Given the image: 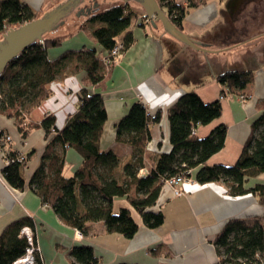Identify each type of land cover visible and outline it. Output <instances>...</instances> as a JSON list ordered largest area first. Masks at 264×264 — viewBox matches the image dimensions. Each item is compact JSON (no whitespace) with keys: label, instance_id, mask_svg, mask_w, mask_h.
I'll return each mask as SVG.
<instances>
[{"label":"trees","instance_id":"1","mask_svg":"<svg viewBox=\"0 0 264 264\" xmlns=\"http://www.w3.org/2000/svg\"><path fill=\"white\" fill-rule=\"evenodd\" d=\"M160 1L170 20L184 31L188 10L210 0H187L186 4L176 0ZM38 16L39 13L23 0H0V39L7 29ZM134 16L129 3L90 14L79 30L88 32L102 48L100 50L95 46L82 47L50 57V49L62 47L68 37L55 34L59 27L46 34L42 41L32 43L9 63L0 76V113L15 120L22 138H26L31 129L42 128L46 146L38 168L26 181L24 171L31 153L25 152L24 159L19 160L20 151L12 148L11 141L2 142L8 134L0 129V148L6 150V164L1 172L4 180L20 190L28 185L62 221L83 235L89 233L88 222L104 221L108 232L131 237L139 227L131 208L121 207L119 211L114 208V200L123 197L141 215L147 227H160L164 213L161 208H152L160 188L166 178L189 169H197L198 182L222 181L231 195L252 194L264 207V181L250 187L246 185L248 179L264 173V103L251 136L237 162L231 166L207 164L208 159L224 147L228 127L220 123L207 136L200 137L196 133L199 125L208 124L222 114L220 99L205 102L196 91L183 93L168 109L172 148L156 161L147 163L146 147L152 138L150 125L160 122L163 113L159 110L151 115L142 101H135L115 125L116 140L133 147V159L120 171V157L112 150L101 149L100 139L108 114L103 95L93 87L104 81L109 68L133 42L130 26ZM143 17L147 18L144 13ZM119 42L123 44L121 54L105 64L103 56ZM77 73H83L78 105L66 124L57 127L56 115L50 112L39 123L30 121L32 110L51 95V84L58 77ZM214 76L222 85V95H226L244 91L252 82L254 71L236 66ZM68 148L77 150L83 159L70 176L64 174ZM143 167H147L146 175L139 174ZM25 225H29L35 235V223L30 216L10 222L1 232L0 264H12L26 253L29 242L21 235ZM215 243L220 264H264V222L258 219L253 223L230 220ZM69 255L72 264L99 263L93 247L88 244L74 245ZM35 257L36 264H44L41 250L35 251Z\"/></svg>","mask_w":264,"mask_h":264},{"label":"crops","instance_id":"2","mask_svg":"<svg viewBox=\"0 0 264 264\" xmlns=\"http://www.w3.org/2000/svg\"><path fill=\"white\" fill-rule=\"evenodd\" d=\"M23 1L41 15L54 0ZM176 1L184 4L187 2ZM232 1L210 0L199 7L190 8L187 12L183 24L184 31L189 30L191 36L209 43L211 48L219 50L241 42L239 47L230 52L208 55L170 36L158 20L155 28L150 20L147 21L143 17L144 10L140 5L131 0L128 2L135 12L130 26L134 40L109 68L104 81L93 87L94 91L103 95L108 114L100 147L102 150H112L120 157V171L133 159L134 150L130 144L116 140L115 125L118 120L135 101H142L151 115L162 111L160 122L150 125L152 138L146 147L147 163L154 162L159 155L170 152L172 148L168 109L188 91H196L205 102L220 99L222 103L221 116L208 124L199 125L196 129V133L204 137L220 123H225L228 127L224 147L214 153L207 164L231 166L237 162L253 132L254 122L263 111L264 29L232 44L228 42L234 32L228 33L227 26H222L217 33H212L208 27L212 26L215 18H226L225 15H230L227 9ZM262 1L237 2L233 16H229L231 21L249 3ZM122 3L126 2L119 4ZM162 7L166 12V8L163 5ZM88 17L60 33L68 37L62 47L50 49V57H57L65 50L82 47L95 46L99 50L102 49L88 32L79 30V26ZM173 39L183 46V49H187L185 51L190 57H194L192 70L195 72L186 73L192 60H189V68L188 65H180L176 67L175 73L168 71L166 64L177 59L180 53L172 50L169 41H174ZM212 40L217 43L214 45ZM197 54L208 56L209 61L200 63ZM196 61L199 63L197 66ZM236 66L253 69L254 78L244 91L222 95V85L214 73ZM82 78L83 73L58 77L51 84V95L32 110L29 120L39 123L43 116L50 112L56 115V126L62 128L68 117L77 109ZM240 93L244 95L245 100H242ZM0 129L11 136L12 148L31 153L24 171L26 181H29L45 150V131L40 127L33 128L26 138H22L15 120L1 113ZM82 161V156L77 150L68 148L64 174L73 175ZM5 164L6 159L0 150V174ZM145 169L147 167L141 168L139 174L142 175ZM196 170H192L193 179ZM263 181L264 173H260L248 179L246 185L250 187ZM182 187V194L176 195L170 184L164 183L161 186L156 203L152 206L153 209L161 208L164 213V223L158 228L147 227L141 215L123 197L114 200V208H131L132 215L139 225L131 237L108 232L104 221L88 222L89 233L83 235L77 228L62 221L52 207L44 204L28 185L22 190L16 189L0 177V234L10 222L24 216L32 217L44 264H72L69 251L76 244L91 245L99 258L98 264H220L215 241L230 220L239 219L253 223L258 219L264 222V207L256 196H233L222 181L200 183L195 179L194 183H186ZM133 210L137 212V217Z\"/></svg>","mask_w":264,"mask_h":264},{"label":"water","instance_id":"3","mask_svg":"<svg viewBox=\"0 0 264 264\" xmlns=\"http://www.w3.org/2000/svg\"><path fill=\"white\" fill-rule=\"evenodd\" d=\"M130 0H54L41 15L25 22L17 27L7 29L0 39V76L9 65L24 49L36 41H42L45 35L59 28L57 33H61L82 22L93 12H98L112 5ZM140 5L155 28L157 20L160 21L164 31L175 39L188 46L203 51L205 54H221L230 52L240 43L214 50L209 43L191 36L179 29L164 11L158 0H131ZM244 42V41H242Z\"/></svg>","mask_w":264,"mask_h":264},{"label":"rangeland","instance_id":"4","mask_svg":"<svg viewBox=\"0 0 264 264\" xmlns=\"http://www.w3.org/2000/svg\"><path fill=\"white\" fill-rule=\"evenodd\" d=\"M225 17L226 18L219 16L214 19V21L212 22V26L208 27V28H211L212 33L213 32L217 33L218 30H220L222 26H227L226 28L228 29V33L234 32V35L230 38L228 44L241 41L246 36L251 37V35H254L258 33L259 31H261L262 29H264V0L261 3L260 2L259 3H254V2L249 3L246 8H243V10L232 19V21H231V17H229V14L225 15ZM185 32L188 34L190 33L189 30H186ZM58 34L60 35V33ZM169 42H171L170 45H172L171 47L172 50L180 51V53L177 59H173V61L169 62V64H166L168 67L167 68L168 71L175 73L176 67L180 65L187 66L189 64V60H192L190 63L191 67L188 70L186 69V73L188 74L190 72H195L194 70H192L194 68V67L192 68L194 64L193 62L194 57H190L187 51H185L186 48L183 49V46L176 43L177 42L176 40L169 41ZM211 42H213L214 45L217 43L216 40H212ZM228 44H225V45H228ZM214 50H217V49H214ZM208 54L209 53H207V55ZM175 57L176 55L173 56V58ZM197 59L200 63L204 60H206L205 62L209 61L208 56L205 57L202 54H197ZM198 61H196L195 66L199 65ZM188 68H189V65H188ZM115 211H119V210L115 209ZM133 214H135L136 217L138 216L135 210H133Z\"/></svg>","mask_w":264,"mask_h":264},{"label":"built area","instance_id":"5","mask_svg":"<svg viewBox=\"0 0 264 264\" xmlns=\"http://www.w3.org/2000/svg\"><path fill=\"white\" fill-rule=\"evenodd\" d=\"M146 20L149 21L148 18H146ZM122 47H123V44L121 42L117 43L114 46V48L111 50V52H109L108 54L103 56V62L105 64H109L111 62L112 58H117L121 54ZM240 97L242 98V100L246 99L244 97V95H240ZM4 141L10 142L11 137L9 135H7L3 139L2 142H4ZM0 150H1L2 154L5 156L6 150H3L1 148H0ZM24 154H25V152H23V151L19 152V160L24 159ZM145 170H144L142 175H146L148 173V170L147 169H145ZM185 173L191 174L192 170L189 169V170H186L177 176H173V177L165 179V183H168L171 186H173L174 192L176 195L182 194V192H183L182 185L183 184L195 182V179L191 178V176H187V174H185ZM0 177L3 178L2 174H0ZM21 235L25 236L28 239L29 246L26 249V253L24 255L18 257L16 260H14L12 264H36L35 251L36 250L40 251V247L38 246V244H36V239H35V235H34L32 228L29 225H25L21 230Z\"/></svg>","mask_w":264,"mask_h":264},{"label":"flooded vegetation","instance_id":"6","mask_svg":"<svg viewBox=\"0 0 264 264\" xmlns=\"http://www.w3.org/2000/svg\"><path fill=\"white\" fill-rule=\"evenodd\" d=\"M249 0H233L229 8L227 9L230 13L229 16H233V12L235 11V8L237 7V2H247Z\"/></svg>","mask_w":264,"mask_h":264}]
</instances>
